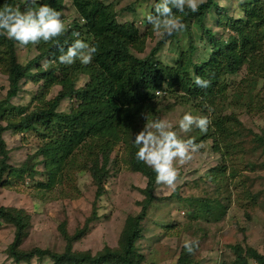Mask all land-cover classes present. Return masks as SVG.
I'll use <instances>...</instances> for the list:
<instances>
[{"label":"rangeland","instance_id":"obj_1","mask_svg":"<svg viewBox=\"0 0 264 264\" xmlns=\"http://www.w3.org/2000/svg\"><path fill=\"white\" fill-rule=\"evenodd\" d=\"M96 1L109 7L120 23L134 22L142 33L150 32L153 28L145 16L152 10L154 0ZM38 3L43 4L41 0ZM216 3L223 9L222 12L212 9L206 16L203 28L189 21L191 32L185 30L174 38L169 37L160 46L155 61L176 67L181 56L187 58L190 53L188 63L191 77L192 67L208 62L214 52L206 31L211 33L214 41L227 44L232 37L238 38L232 28L234 22L248 23V7H262L259 11L264 12V0H216ZM12 5L23 11L25 0H16ZM49 5L55 8L54 4ZM59 11L66 25L77 17L73 0H64ZM257 20L264 23L262 16ZM247 26L248 34L251 30ZM152 32L153 36L143 42L142 51H136L129 44L135 56H148L164 38L154 29ZM83 36L90 44H95L94 36L85 33ZM263 36L264 30H258L257 39H261L263 46L258 51L259 55L264 51ZM191 39L195 48L193 53ZM9 40L6 38L0 42V104L6 99L10 88L7 75ZM51 44L41 41L25 47L15 43L19 63L26 66L35 59L37 61L30 70L33 73L20 81L18 94L4 106L9 118H20L22 108L25 115L35 109L49 107L63 88L59 80L66 76L75 79L76 87L85 86L92 80L90 74L84 72L87 65L77 60L72 65L58 66L60 69L53 75L58 82L46 87L47 77L40 74V68L45 69L54 62L50 61L48 54ZM43 52L46 55L38 58ZM259 60L260 57L256 65L248 64L249 60L243 62L236 73L224 75V90L213 97L214 103L206 100L201 104V100L182 97L180 88V95L151 90L149 93L157 97L148 108H144L131 128L132 139L128 142L119 140L111 152L108 176L103 182L100 197L91 173L96 152L99 154L97 164L101 167L105 162L100 151V137L86 138L68 158L55 164L50 160L44 161L41 154L43 144L55 139L56 134L59 136L54 129L57 128L54 120L42 121L23 132L13 129L4 131L9 149L8 164L14 168L26 166L32 169L31 174L10 175L7 182L0 184V206L15 207L25 214L27 224L18 248L31 250L38 247L51 252H64L67 241L60 231V225L65 222L70 236L83 232L73 241V249L77 252L96 255L106 247L122 250L124 226L129 217L141 213L146 203L144 189L148 182L142 172L131 167L129 147L144 124L160 118L176 125L184 112H191L193 115H209L211 121L215 117L225 118L226 132L218 134L220 147L213 136L214 122L209 125L207 133L193 128L191 132L181 134L183 139L195 138L202 147L193 153L190 161L175 164L178 177L174 187L157 183L154 190L156 199L148 206L141 222L142 236L136 239L135 252L143 255L141 264H177L184 250V241L196 240L198 247L190 254L191 264H238V256L240 260L246 257L247 263L243 264H261L247 256L250 249L264 255V146L255 142L253 134L264 133V72L258 64ZM87 67L91 68L89 65ZM167 87L165 85L163 89ZM175 88L178 89V86ZM77 104L76 97L65 98L57 111L70 113ZM209 108L212 109L211 113ZM9 118L0 123L7 125ZM7 179L8 174L4 176V180ZM94 208L96 217H93ZM16 232L14 223L0 217V264H55L48 255L43 258L36 256L29 261H16L10 253ZM104 264L115 263L108 260Z\"/></svg>","mask_w":264,"mask_h":264},{"label":"trees","instance_id":"obj_2","mask_svg":"<svg viewBox=\"0 0 264 264\" xmlns=\"http://www.w3.org/2000/svg\"><path fill=\"white\" fill-rule=\"evenodd\" d=\"M16 0H7V3L14 4ZM64 0H41V2L54 4L55 9L59 11ZM5 0H0V7L3 6ZM73 7L77 17L66 28L65 33L58 38L59 43L67 48L76 37L72 35L73 32H80L81 38L85 39L83 33L94 36L95 45L97 46V53L94 56L92 63L88 64L91 68H85L84 72L90 74L92 80L85 86L76 87L75 79L71 76L59 80L62 85V90L58 93L55 99L51 102L49 107H41L35 109L30 113L23 115L24 108L19 112L20 118L17 120L9 118L5 114L4 106L14 98L20 90V81L31 75L33 72L32 66L37 59L24 66L18 62L15 51V41L9 40L10 57L8 60V80L10 81V88L7 92V97L0 104V122L3 119H8L7 125L0 123V184H4L11 176H22L23 173L31 174L30 167H12L7 160L9 158V149L7 142L4 139L3 132L8 129L17 131H26L35 127L42 121H55L57 128H54L59 136L55 139L46 141L41 147V154L44 161L50 160L55 164L61 163L65 158H68L75 149H77L86 138L100 137V151H102L104 164L100 167L98 163V153L96 152L95 165L91 169V173L98 185V197L103 193V182L108 176V161L111 152L116 147L119 140L129 141L132 139L131 128L135 122L140 118L144 108H148L151 101L157 95L150 94L151 90H161L166 92H173L179 94V88L183 93L179 95L182 97L189 96L196 100H201L200 103L206 100H215L213 97L223 92V77L227 74L236 73L243 62L256 65L257 60L264 72V51L260 55L258 51L263 48L261 39L258 38V30H264V23L257 20L260 16L264 17V12L259 10L262 7H248V23L242 24L240 21H235L232 28L236 31L238 38L232 37L227 44L224 42L214 41L211 33L206 31V36L209 42H212L214 52L211 54L209 61L199 65H194L193 75L190 77L189 63L191 55L183 57L176 67L159 64L155 58L161 45L167 39L176 37L177 33L172 36H165L153 48L151 53L144 57H137L131 52L129 44H132L136 51L143 50V44L147 37L153 36V28L150 32L142 33L137 24L120 23L113 17V13L109 7H104L96 0H73ZM218 9L221 12L222 8L218 6L216 0H205L199 7V10L192 13L190 10H185V13L179 14L183 22L187 25L186 30L191 32V26L188 23L194 22L196 25L205 27V19L207 14L212 9ZM152 10L153 7H152ZM151 10V11H152ZM175 11V9H174ZM86 21V23L84 22ZM250 23V25H248ZM248 25V26H247ZM247 28L250 27L251 32L246 33ZM264 37V36H263ZM262 37V38H263ZM6 38L0 36V42ZM144 42V43H143ZM51 49L48 54L51 65L42 70V76L45 79V86H52L58 82L53 75L57 71L58 66L62 67L57 57L60 52L53 42H50ZM191 53L194 52L193 40L191 39ZM47 52V51H46ZM43 52L41 56L46 55ZM53 59V60H51ZM39 60V59H38ZM1 64V62H0ZM42 67V66H41ZM255 68V66H254ZM96 74H95V72ZM195 76H200L203 79L210 80L208 88H200L194 84ZM168 87L163 89L164 86ZM178 86V89L175 88ZM76 97L78 100L77 107L72 108L70 113H60L57 108L61 101L65 98ZM203 99V101H202ZM5 110V111H4ZM22 114V115H21ZM209 116V115H208ZM210 117V116H209ZM225 118L215 117V129L213 136L216 139V145L220 147L218 139L219 135L224 134ZM63 128L65 131L63 133ZM50 133V130H49ZM219 134V135H218ZM231 135V133H228ZM255 142L264 146V133H253ZM218 135V136H217ZM228 138V135L225 136ZM130 164L131 167L142 172L148 179L147 187L144 189L146 195L145 204L141 213L137 216L129 217L123 230L122 250H112L106 247L104 251L92 255L89 252H77L73 249V241L81 237L83 232L70 236L65 225V222L60 225V231L67 241V246L64 252H51L48 249H41L35 247L31 250H22L18 248L22 241L23 233L26 228L24 211L15 207L0 206V217L17 227L15 241L10 246V253L16 261H29L33 257L43 258L48 255L54 259L55 264H104L105 261L111 260L115 264H141L143 255L135 252V242L142 236L141 222L144 220L148 206L156 199L154 190L156 188V174L152 168L146 166L143 162L135 157L136 146L131 143L129 147ZM52 173V171H51ZM8 174V179L4 180V176ZM56 178V174L52 173ZM48 183L45 185L47 186ZM94 208L93 217L96 214ZM95 216V217H96ZM93 219V218H92ZM190 254L185 248L180 254L177 264H191ZM248 257H252L261 264H264V255L250 249ZM238 264L247 263L246 257L239 259Z\"/></svg>","mask_w":264,"mask_h":264},{"label":"clouds","instance_id":"obj_3","mask_svg":"<svg viewBox=\"0 0 264 264\" xmlns=\"http://www.w3.org/2000/svg\"><path fill=\"white\" fill-rule=\"evenodd\" d=\"M203 2L204 0H154V10L149 11L145 19L161 37L172 36L174 33H182L187 27L178 13L183 14L186 9L195 13ZM63 19L61 11L48 3L25 0V9L21 11L5 0L0 7V36L25 47L29 44L37 45L41 41L53 42L60 52L57 59L63 65H72L77 60L84 65L92 63L97 46L81 38L80 32L72 33L76 38L67 48L59 43L58 38L69 27ZM210 83V80L200 76L194 78V84L200 88H208ZM208 111L211 113L212 109L209 108ZM211 123L208 115H193L191 112H184L176 125L167 119H154L144 124L135 135V157L152 168L158 184L174 187L178 177L175 164L190 161L193 153L202 147L195 138L183 139L181 134L191 132L193 128L207 133ZM183 246L188 253H192L198 247V241L185 240Z\"/></svg>","mask_w":264,"mask_h":264}]
</instances>
